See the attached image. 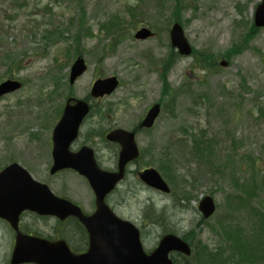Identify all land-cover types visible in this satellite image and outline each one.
Masks as SVG:
<instances>
[{
  "label": "rangeland",
  "instance_id": "1",
  "mask_svg": "<svg viewBox=\"0 0 264 264\" xmlns=\"http://www.w3.org/2000/svg\"><path fill=\"white\" fill-rule=\"evenodd\" d=\"M175 2L0 0V81L20 78L25 83L0 99V170L18 162L38 181L67 192L89 209L92 192L86 178L72 170L50 174L53 129L68 97L88 100L97 110L85 120L72 150L92 146L99 166L106 169L115 167L116 156L102 142V130L132 129L152 104L161 102L163 112L153 130L138 136L145 156L129 166L112 204L140 227L149 250L167 230L191 235L195 243L209 248H224L215 231L220 223L256 229L258 221L250 218L246 207L234 205L239 192L264 176V28L249 44L242 41L262 0H183L179 17L187 39L195 49L213 52L215 62L208 71L196 65L194 56L177 57L165 94L156 62L173 50L169 31L177 21ZM129 7L136 10L130 14ZM115 15L122 18L121 27L104 29ZM141 26L152 27L155 37L136 40ZM56 29L60 36L53 34ZM242 44L244 49L227 66H220L222 59L227 60L223 55ZM78 55L85 58L88 70L71 85L70 69ZM13 57L19 69L12 64ZM109 76H117L120 87L103 98L92 97L95 80ZM196 141L197 147L206 146L211 160L194 155ZM162 161L169 163L177 189L160 167ZM146 165L161 172L172 195L138 179V171ZM184 189L191 199L179 202L176 196ZM206 194L218 204L208 224L201 222L198 210ZM258 196L264 198V192L254 197L255 204ZM148 212L154 215L151 222L145 219ZM157 214L162 219L156 223ZM12 242L8 228L0 224V264L11 258Z\"/></svg>",
  "mask_w": 264,
  "mask_h": 264
},
{
  "label": "water",
  "instance_id": "2",
  "mask_svg": "<svg viewBox=\"0 0 264 264\" xmlns=\"http://www.w3.org/2000/svg\"><path fill=\"white\" fill-rule=\"evenodd\" d=\"M255 23L264 26V0L259 5ZM152 31L143 27L136 33V38L147 39ZM172 46L181 55H190L192 47L185 37L183 27L176 22L170 32ZM222 66L227 62L222 61ZM87 65L78 58L72 67L70 82L82 75ZM119 84L117 77L99 79L92 90L95 97L110 94ZM23 83L17 79H7L0 83V98L22 88ZM65 107L64 113L53 133V165L51 174L73 168L87 177L97 196V211L90 216L67 199L56 196L49 186L36 180L29 171L14 162L0 171V217L7 219L18 231L16 247L11 264H175L170 258L172 251L190 255V245L175 234L165 235L159 246L150 254L144 250L139 230L130 221L117 217L105 204V195L124 177L125 167L140 156V149L135 133L118 129L107 138L121 144L119 171L101 170L95 161L93 151L84 147L79 152H71L69 147L78 135L79 127L89 112V105L83 100ZM161 104H154L146 114L141 127L151 128L161 113ZM141 180L164 193H170L169 184L155 168L145 169L139 174ZM33 210L42 215H55L64 219L69 215L78 217L90 234L88 250L82 254L72 253L64 240L51 242L39 237L24 235L19 231L18 219L24 210ZM199 210L207 219L216 211V202L212 196H205L199 203Z\"/></svg>",
  "mask_w": 264,
  "mask_h": 264
},
{
  "label": "trees",
  "instance_id": "3",
  "mask_svg": "<svg viewBox=\"0 0 264 264\" xmlns=\"http://www.w3.org/2000/svg\"><path fill=\"white\" fill-rule=\"evenodd\" d=\"M164 3L168 0H161ZM182 6H184V3L181 0H176L175 4V17L177 20H180V12L182 11ZM114 21L113 27L115 25H120L121 19L120 16L115 15L112 19ZM251 31H255V28L250 29ZM51 34L52 32H48ZM58 34L60 36L59 30L56 29L53 31V34ZM75 39L77 37H74ZM51 39L50 37L48 38ZM244 42L249 44L250 40L249 38H244ZM244 49V44L242 45H234L227 53H225L223 56H225L228 60H231L232 57L241 52ZM177 54L173 53V50L171 53L164 59H161L158 65V68H160L162 71H160V78L163 82V92L169 93L171 86L168 81V75L169 72L174 64V62L177 59ZM195 56L197 59L196 65L201 69H207L208 71L211 70L208 69L211 67V65L215 62V54L213 52L208 51H195ZM9 57V55H8ZM15 57V56H14ZM13 57V58H14ZM18 60H15V58L12 60V64L16 66L18 64V68L20 67ZM16 63V64H15ZM174 97L171 99L173 101ZM198 142L196 141V144H193V150L194 155L196 157H199L201 160H211L212 156L210 153H206L207 149L206 146L197 147ZM205 157V158H203ZM167 158V157H166ZM169 163L162 161L161 168L164 170V174L167 176L169 181L173 184L174 189H177L176 186H179L177 181H174L176 177L174 176L173 171L169 168ZM178 172V171H177ZM176 172V173H177ZM264 192V176L258 177L255 180V186H251L248 189H244L243 192H239L237 204L234 206L236 208H244L246 207L248 209V214L251 219L258 220L256 223V229L254 228H247L244 225H238V224H225L220 223L219 228H216L215 231L220 235L224 248L219 245L214 248H209L207 244H202L201 241H198V243H195L193 239L190 238V236L187 234L184 237L187 240H190L194 248V253L190 257H186L183 255H174L173 259L176 264H192V262L196 261V264H257L262 262L264 260V239L261 238V236L264 235V198H260L259 203L255 204L256 202L254 200V197L258 195L259 193ZM174 193V192H173ZM189 192L187 189H184L182 191V194L176 196L178 201L181 200H190L191 196L188 195ZM205 222V220H202ZM208 224L209 222L206 221ZM213 230V228H212ZM193 232H195L193 230ZM261 238V240L259 239ZM227 244V245H226ZM262 259V260H261ZM261 260V261H257ZM195 264V263H194Z\"/></svg>",
  "mask_w": 264,
  "mask_h": 264
},
{
  "label": "flooded vegetation",
  "instance_id": "4",
  "mask_svg": "<svg viewBox=\"0 0 264 264\" xmlns=\"http://www.w3.org/2000/svg\"><path fill=\"white\" fill-rule=\"evenodd\" d=\"M142 119H140L136 123V125L133 126L132 129H129V130L135 131L138 136L140 134L150 132L149 130L141 128L140 124L142 122ZM115 128H120V127H115ZM115 128H108V129L106 128L105 130H102V132L100 133V134H102V133L104 134L103 135L104 137L101 140L105 144L106 148L109 149L110 151H113L115 156H116L114 168L106 169L101 164L102 168L109 170V171H117L118 170L119 157H120V152H121V146L118 142L110 141L106 138V135L109 133V131H111ZM121 128H124V127H121ZM78 139L73 143V145L76 146V142L78 141ZM73 145H72V147H73ZM84 145H87V144H84ZM84 145H82L81 147H83ZM72 147H71V149H73ZM93 150L95 152L94 148H93ZM95 156L97 158L96 152H95ZM98 161L99 160L97 158V162ZM98 164L100 165V163H98ZM67 170H72V169H67ZM72 171H74V170H72ZM124 180L121 181L119 183V185H117V187H115V189L113 191H111L110 193H108L105 197V201H106L107 205H109V207H111V209H113L115 211V213L118 216H120L121 218H123V217L116 211L117 206L115 205V203H114V205L112 204L111 197H113V194L118 190V188L120 186H122V183H124ZM51 189L53 190L52 187H51ZM90 190L92 192V198L89 201L90 202L88 205L89 209L86 208L83 204H81L77 200H75V198L74 199L71 198L67 194V192H64V191L59 192L58 190H56L57 191L56 192L55 189L53 190V192L60 197H64V198L71 200L73 203L80 206L85 214L91 215L96 211L97 204H96V195H95V193L91 187H90ZM33 220H37V222L33 223ZM0 224H4L9 230L10 236L13 239V242L10 246V249L13 252L15 245H16V238H17L18 232H17V230H15L13 228L12 224L9 221H7L3 218H0ZM18 224H19V231L25 235L45 238V239H48L50 241H58L61 239L66 240L74 253L85 252L86 249L88 248V245H89V233H88L86 227L84 226V224L80 221V219L74 215H69V216L65 217L64 219H61L57 216L41 215L37 212L26 210V211L21 213ZM12 252H11V254H12ZM5 259H6V264H10L11 258L9 259V261H8V257H5Z\"/></svg>",
  "mask_w": 264,
  "mask_h": 264
},
{
  "label": "bare ground",
  "instance_id": "5",
  "mask_svg": "<svg viewBox=\"0 0 264 264\" xmlns=\"http://www.w3.org/2000/svg\"><path fill=\"white\" fill-rule=\"evenodd\" d=\"M257 32H255V31H251V32H249V33H247L246 35H245V38H249V40H250V42L255 38V34H256ZM151 217L153 218L154 217V215H152V213L150 212H148V213H146V215H145V219H147L148 221H150L151 222ZM161 217H159V215L157 214V215H155V218L153 219V221L154 222H156L157 223V221H161Z\"/></svg>",
  "mask_w": 264,
  "mask_h": 264
}]
</instances>
